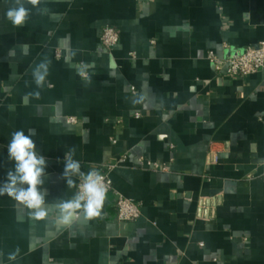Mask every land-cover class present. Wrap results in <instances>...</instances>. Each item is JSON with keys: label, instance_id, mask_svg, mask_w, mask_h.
Listing matches in <instances>:
<instances>
[{"label": "crops", "instance_id": "1", "mask_svg": "<svg viewBox=\"0 0 264 264\" xmlns=\"http://www.w3.org/2000/svg\"><path fill=\"white\" fill-rule=\"evenodd\" d=\"M13 6L0 0V182L11 134L31 129L48 215L0 196V264H264V68L218 74L207 58L264 40V0H41L19 27ZM107 25L120 33L111 50ZM72 146L84 172L116 165L137 220L121 222L109 194L101 218L56 225L53 205L76 191L62 178Z\"/></svg>", "mask_w": 264, "mask_h": 264}, {"label": "clouds", "instance_id": "2", "mask_svg": "<svg viewBox=\"0 0 264 264\" xmlns=\"http://www.w3.org/2000/svg\"><path fill=\"white\" fill-rule=\"evenodd\" d=\"M41 0H14V6L6 12L7 19L14 27L22 26L30 16L26 4L38 6ZM43 12V9H38ZM51 61L47 58L36 64L32 76L37 89L45 86L50 75ZM79 75L85 82L91 83L86 70L82 69ZM37 99L40 92L30 93ZM26 135L23 130L11 134L7 146L8 161L14 162L13 167L6 173V179L0 182V196H8L23 204L29 210L28 214L34 219L43 220L48 215L46 204V189L42 186L47 176L46 157L36 151V144L31 138L30 129ZM76 147H69L64 153V168L62 178L65 179L68 189H76L67 199H58L53 205L57 210L55 223L57 226L70 227L75 221L83 217L84 220L101 218L107 199L108 189L105 186L104 176L96 168L84 172L81 162L75 159ZM75 178V179H74ZM79 180V183H77ZM21 249L15 248L8 254L10 262H16Z\"/></svg>", "mask_w": 264, "mask_h": 264}, {"label": "built area", "instance_id": "3", "mask_svg": "<svg viewBox=\"0 0 264 264\" xmlns=\"http://www.w3.org/2000/svg\"><path fill=\"white\" fill-rule=\"evenodd\" d=\"M120 41L119 31L112 26H105L101 34V43L106 50L113 49ZM210 63L214 66L218 74H227L231 76H247L259 72L264 68V40L256 45H251L242 49H232L226 56L220 57L215 51L211 50L207 56ZM70 122H76L70 118ZM142 167L169 171L170 165L160 164L156 161L146 160L144 157L139 158ZM115 164L104 165L98 170L104 176L105 186L108 189L107 196H114L113 202L117 209L118 219L121 222H132L137 220L141 215V203L133 198H129L118 192L114 188L111 177ZM79 183V182H78Z\"/></svg>", "mask_w": 264, "mask_h": 264}]
</instances>
